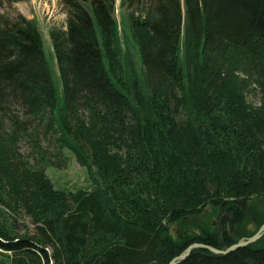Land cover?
Instances as JSON below:
<instances>
[{
    "label": "trees",
    "instance_id": "1",
    "mask_svg": "<svg viewBox=\"0 0 264 264\" xmlns=\"http://www.w3.org/2000/svg\"><path fill=\"white\" fill-rule=\"evenodd\" d=\"M62 3L66 29L50 32L61 94L37 21L0 19V264H169L192 243L225 250L253 236L246 224H264L251 205L264 197V0H121L140 71L122 57L116 0ZM65 151L91 188L49 178ZM208 206L231 209L235 231L225 221L171 234ZM177 264H264V234Z\"/></svg>",
    "mask_w": 264,
    "mask_h": 264
},
{
    "label": "rangeland",
    "instance_id": "2",
    "mask_svg": "<svg viewBox=\"0 0 264 264\" xmlns=\"http://www.w3.org/2000/svg\"><path fill=\"white\" fill-rule=\"evenodd\" d=\"M120 1L121 0H116L115 15L119 23L122 57L128 56V59H132L138 71H140L142 68L140 54L130 34L128 12L126 8H121ZM19 15L37 21L41 30L47 59L52 68L58 92L61 94L62 81L50 32L53 29H66L67 13L64 9L62 0H0V19L3 17L7 19H16ZM124 64H126V60ZM126 74H128L127 71ZM249 99L255 104L259 102V97L256 94L249 95ZM20 150L24 155H28L30 152V148L26 143L21 145ZM64 153L68 161L63 168L59 169L52 166L46 168V173L54 185L57 188L71 191L91 188L92 179L88 169L80 165L71 152L65 151ZM30 161L35 162V159L31 157ZM251 205L256 208L255 210L257 212L264 213V197L254 200ZM221 210V208L215 209L212 206H208L201 214L172 225L171 234L173 236H176L180 232L196 234L200 231V226H206L211 230L218 229L222 222L219 219L220 215H222V213L220 214ZM231 219L232 218L228 219L229 225ZM25 222L28 225L29 231L33 233L35 231L34 225L28 219L25 220ZM246 228L249 231H255L256 229L258 231L256 224L253 222H248ZM26 229L27 228L22 227L21 232L23 233ZM234 231L233 222L232 232Z\"/></svg>",
    "mask_w": 264,
    "mask_h": 264
},
{
    "label": "water",
    "instance_id": "3",
    "mask_svg": "<svg viewBox=\"0 0 264 264\" xmlns=\"http://www.w3.org/2000/svg\"><path fill=\"white\" fill-rule=\"evenodd\" d=\"M237 204H239L241 207H246L247 206V200L245 199H242L241 201H236ZM226 203H224L225 205ZM234 220V217H232L231 221H230V227H231V230L233 231V221ZM264 234V224L258 229V231L251 237H247V238H243L241 240H239L238 242L232 244L230 247H228L227 249L225 250H219L213 246H210V245H205L203 243H198V242H195V243H192L191 245H189L187 247V249L185 250L184 253L178 255L177 257L173 258L171 260V262L169 264H177L178 262L184 260L186 257L189 256V254L191 253V251L195 248H206L212 252H215V253H222V254H226V253H229L231 251H234L240 247H243V246H246V245H249L255 241H257L258 239H260ZM48 250L50 251V253H52V249L51 248H48Z\"/></svg>",
    "mask_w": 264,
    "mask_h": 264
},
{
    "label": "flooded vegetation",
    "instance_id": "4",
    "mask_svg": "<svg viewBox=\"0 0 264 264\" xmlns=\"http://www.w3.org/2000/svg\"><path fill=\"white\" fill-rule=\"evenodd\" d=\"M223 207H225V205H223ZM246 207H244V208L246 209ZM247 211H249V209H247ZM221 213H222V215H220V217H219V219L222 221L220 223L221 225H223L225 223V221H228L229 218L234 217V213H233V211L231 209H223L222 208L220 214Z\"/></svg>",
    "mask_w": 264,
    "mask_h": 264
}]
</instances>
